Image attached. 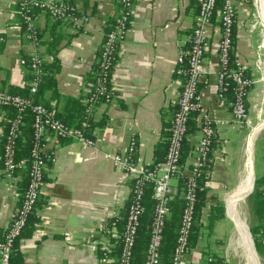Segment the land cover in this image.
Listing matches in <instances>:
<instances>
[{
  "label": "crops",
  "instance_id": "1",
  "mask_svg": "<svg viewBox=\"0 0 264 264\" xmlns=\"http://www.w3.org/2000/svg\"><path fill=\"white\" fill-rule=\"evenodd\" d=\"M19 1L0 0V36L4 38L0 43V89L20 88L30 81L31 73L19 59L38 48L45 62L56 61L58 65L55 83L45 90L43 100L57 116H73L78 103L92 88L90 79L104 28L116 15L118 0H67L89 16L79 32L72 25L37 12V45L24 36ZM197 7V0H134L111 73L114 96L108 102H99L92 116L100 122L92 129L95 144L58 140L51 134L45 139V148L54 150L53 160L48 162L40 206L35 210L38 221L32 233L21 237L17 244L21 264H104L99 259L101 247L113 239L109 236L106 241L99 230L115 214H123L132 186L129 176L104 154L124 152L133 138L137 164L148 167L154 163L156 147L168 138L182 86V78L175 73L178 48L190 39ZM234 7L232 61L244 66L252 78L245 99L248 122L240 127L233 121L226 103L231 99L229 95L225 104L219 101L216 75L220 68V37L217 26L211 27L205 58L207 73L199 86L201 107L193 115L195 127L186 138L190 150L182 163L184 175L194 160L192 148L201 136L202 118L211 121L214 138L205 182L203 226L185 257L186 264H204L207 255L227 264H242V256L246 264H259V258L264 263V252L259 251L257 236L252 232L254 226L264 224L252 210L256 191L264 198V22L253 0H235ZM7 116L6 109L0 106V178ZM23 173L18 170L0 180L3 231L19 205ZM253 174L256 179L250 189ZM210 214L218 217L207 228ZM262 233L264 240V226ZM249 234L255 249L250 246Z\"/></svg>",
  "mask_w": 264,
  "mask_h": 264
},
{
  "label": "built area",
  "instance_id": "2",
  "mask_svg": "<svg viewBox=\"0 0 264 264\" xmlns=\"http://www.w3.org/2000/svg\"><path fill=\"white\" fill-rule=\"evenodd\" d=\"M125 5V9L118 10L113 29L107 33L102 43L100 66L104 69L111 64L112 52L115 45L122 41L127 29L126 23L131 15L133 4L129 0H118ZM235 0H197V13L194 18L192 32L188 43L178 48L175 73L182 78V86L176 100V108L168 128V145L162 162L152 167H141L137 164L133 155L135 141L131 138L127 149L122 152L105 153L104 157L113 161V164L121 168L131 179V196L127 206V214L122 229L118 231L120 214H115L110 221L101 227L99 232L111 237L113 242L105 243L101 247L102 256L100 262L111 260L109 255L116 243L121 245L118 264H131L133 248L140 219L144 213L143 196L145 186L151 184L152 198L155 201L153 219L150 228V237L146 248L144 264H160V247L162 242L164 220L170 213L169 203L177 191L179 179H186L182 195L184 206L182 209L176 242L173 249L170 264H186V255L190 250L189 235L194 220V201L197 178L202 167L209 160L214 127L211 121L204 117L199 125L200 138L192 148L194 160L189 173L184 175L181 155L184 141L188 135L189 121L201 107L199 86L202 78L207 73L205 65L206 53L209 49V30L216 27L219 34L218 63L219 70L216 75V84L219 90L218 96L221 103L226 102V95L232 92V97L227 101L231 108L232 118L240 127L247 125L248 114L246 108V96L252 84L244 66L232 61L234 47L233 29L236 22ZM253 4L256 6L255 0ZM78 8L67 0H20L18 13L25 38L33 45L38 43V31L35 26L37 12H43L51 19L72 25L75 29L83 28L88 21V15H78ZM79 11V10H78ZM214 22L217 25L214 26ZM4 40L0 36V43ZM45 57L42 51L35 48L28 58H20L19 63L27 67L31 73L30 91L35 92L41 76L44 73L43 63ZM106 75V74H105ZM104 74L93 82L89 98L84 100L85 112L93 116L97 101V94L104 91ZM29 105L24 96L12 94L0 89V106H12L20 112L13 119L8 120L3 146V167L1 179L10 177L18 170L26 171L28 182L20 195L19 205L5 229L4 238L0 240V264H10V255L14 251L21 229L25 226L28 214L40 198L41 187L44 180L48 162L53 160L54 150L45 148L46 137L51 134L55 139L77 141L83 145L93 146V136H86L78 128L64 123L55 112L43 104L30 106L33 114L34 144L29 158L16 157V140L19 134V126L22 124L21 112ZM3 135V136H4ZM204 264H227L213 255H207Z\"/></svg>",
  "mask_w": 264,
  "mask_h": 264
},
{
  "label": "trees",
  "instance_id": "3",
  "mask_svg": "<svg viewBox=\"0 0 264 264\" xmlns=\"http://www.w3.org/2000/svg\"><path fill=\"white\" fill-rule=\"evenodd\" d=\"M132 4L134 3V0H129ZM72 5H74L72 2H70ZM125 9V5L120 3L118 1L117 3V12L112 19L107 21V25L104 28V33H103V39L100 45V50L98 53V60L94 65V72L93 76L91 77L90 81L95 82L97 77L100 75L104 74V80H103V85H104V91L102 94H97V101L98 102H108L109 100L112 99L113 91L111 88L110 84V78H111V73L113 70V67L115 63L117 62V57H118V50H119V43L117 42L114 48V51L112 52V61L111 64L106 67L102 68L100 66L101 62V50H102V43L104 42L105 36L107 35L108 32H110L114 25H115V19L118 14V10L120 9ZM78 15H82V11L77 10ZM58 21V20H56ZM130 21V17L128 22L126 23V27L128 28ZM60 22V21H59ZM82 29L78 28L76 31H81ZM234 32V29H233ZM234 34V33H233ZM38 38H39V33H38ZM234 36V35H233ZM23 58H28V57H23ZM58 68L57 62H44L43 63V70L44 73L41 76V81L38 83L36 91L31 92L30 91V81L26 84H24L22 87H15L11 86L8 88V92L12 94H18L20 96H24L27 98L29 101V105L24 109V111L21 112L22 114V124L19 126V134L16 140V157L17 158H29L30 151L32 149V146L34 144V130H33V114L30 111V106L34 104H43L46 107L50 108L48 104L43 100V93L45 92L46 89L52 87L55 83V72ZM106 74V75H105ZM31 76V74H30ZM91 94V89L88 92L87 95L83 97L82 102L78 103V106L76 107V113L73 116H70L69 114L59 116L58 117L67 125L78 128L79 130L82 131V133L86 136H93L92 129L94 126L98 125L100 122L94 121L93 117L89 116L85 112V103L84 100L86 98H89ZM229 97H232V92L229 91L227 93ZM6 109L7 111V118L8 120L13 119L15 116L20 114L19 111L15 107L12 106H2ZM57 116V115H56ZM72 117V118H71ZM193 118L190 119L189 121V127H188V132H190L195 126H194V121ZM8 127V121L6 125V129ZM6 133V130H5ZM5 135L2 138V144L4 142ZM167 145L168 141L166 140L165 143L160 144L156 147V152H155V161L153 164H151L148 167H152L155 164L162 162L166 150H167ZM2 149V154H3V146H1ZM189 144L187 140L184 141L183 144V150H182V155H181V162L183 163L186 159V157L189 154ZM2 161V160H1ZM209 160L206 162V164L202 167V171L200 176H198L196 182V190H195V201H194V220L192 223V228L190 231L189 235V246L190 248L195 245L197 242L198 236H199V231L203 226L202 222V208L205 205L206 202V180L208 176V168H209ZM184 178L179 179L178 184H177V191L174 195V198L171 199L169 203L170 207V213L167 215V217L164 220V226H163V234H162V242H161V247H160V264H170L171 262V257L173 253V249L175 246L176 242V235H177V229L179 226L180 222V217L182 213V209L184 206V199L182 195V190L184 188L185 184ZM28 182V175L26 171L23 173L22 181L20 183V190L21 193L24 192L26 185ZM258 183L257 185H259ZM259 191H256L254 195V199L252 202V210L256 217L261 221L264 222V198L260 196ZM152 186L151 184H148L145 186V192L143 196V204H144V213L140 219V224L137 229L136 237H135V244L133 248V255H132V260L131 264H144L145 260V254H146V248L147 244L149 241L150 237V228H151V223L153 219V209L155 205V201L152 198ZM129 203V202H128ZM37 206H40L39 204V199L35 203L32 211L28 214L25 226L21 229L20 235L18 237V240L15 243V250L12 251L10 255V264H21L22 263V258L20 253L17 251V244L18 241L21 237L24 236H29L33 229H34V224L38 221V217L35 214V210ZM128 206V204H127ZM127 214V207L124 209L123 214H121V220L118 223V231L122 229V226L125 222V217ZM218 217V216H217ZM214 214H210L208 216V222L206 227L211 228V225L213 221L217 218ZM264 224H258L257 226H254L252 228V232L256 234L257 236V242L256 244L258 245V249L260 252H264V240H263V233H262V228ZM5 231L0 229V240L4 238ZM120 250H121V245L116 243V245L112 248V251L110 252L111 258H114L112 262L109 264H118L117 260L120 255ZM100 257L103 255L102 251L99 253ZM106 263V262H105ZM104 263V264H105Z\"/></svg>",
  "mask_w": 264,
  "mask_h": 264
},
{
  "label": "bare ground",
  "instance_id": "4",
  "mask_svg": "<svg viewBox=\"0 0 264 264\" xmlns=\"http://www.w3.org/2000/svg\"><path fill=\"white\" fill-rule=\"evenodd\" d=\"M256 1V5H257V8H258V14L261 18V20L264 22V1L263 0H255ZM252 140H253V137L251 139V143H252ZM250 235V246L252 249H255V244H254V240H252V236L251 234Z\"/></svg>",
  "mask_w": 264,
  "mask_h": 264
},
{
  "label": "rangeland",
  "instance_id": "5",
  "mask_svg": "<svg viewBox=\"0 0 264 264\" xmlns=\"http://www.w3.org/2000/svg\"><path fill=\"white\" fill-rule=\"evenodd\" d=\"M254 8L255 7L253 6V10H254ZM256 14H257V8H256ZM230 224L232 225V223H230ZM231 236H233V235H231ZM227 237H229V234L227 235ZM240 260L242 261V264H246V262H247V259L245 257H243V256H242V258ZM259 264H264L262 259H260V258H259Z\"/></svg>",
  "mask_w": 264,
  "mask_h": 264
},
{
  "label": "water",
  "instance_id": "6",
  "mask_svg": "<svg viewBox=\"0 0 264 264\" xmlns=\"http://www.w3.org/2000/svg\"><path fill=\"white\" fill-rule=\"evenodd\" d=\"M255 177H254V174H253V178H252V183H251V188L250 189H252L253 188V186H254V184H255ZM250 233V232H249ZM256 246H257V244H256ZM257 252V251H256ZM257 254V253H256Z\"/></svg>",
  "mask_w": 264,
  "mask_h": 264
}]
</instances>
